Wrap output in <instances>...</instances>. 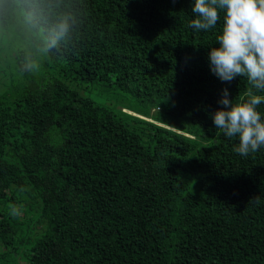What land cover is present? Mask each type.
<instances>
[{
    "label": "trees",
    "instance_id": "16d2710c",
    "mask_svg": "<svg viewBox=\"0 0 264 264\" xmlns=\"http://www.w3.org/2000/svg\"><path fill=\"white\" fill-rule=\"evenodd\" d=\"M59 2L76 27L30 71L0 24V264H264V146L212 119L256 92L210 70L225 12L197 31L194 0Z\"/></svg>",
    "mask_w": 264,
    "mask_h": 264
},
{
    "label": "clouds",
    "instance_id": "9594fccd",
    "mask_svg": "<svg viewBox=\"0 0 264 264\" xmlns=\"http://www.w3.org/2000/svg\"><path fill=\"white\" fill-rule=\"evenodd\" d=\"M191 11L196 18L190 27L197 31L215 28L219 12H225L218 47L208 54L212 73L223 82L244 77L251 89L264 92V0H194ZM76 23L77 17L61 8L59 0H0V24L23 36L25 70L35 67L34 54H48L65 43ZM256 92L249 90L246 99L236 102L224 89L218 101L223 107L212 116L224 135L238 137L233 151L241 156L264 146V118L257 110L264 95ZM9 208L18 215L16 205Z\"/></svg>",
    "mask_w": 264,
    "mask_h": 264
},
{
    "label": "bare ground",
    "instance_id": "6f19581e",
    "mask_svg": "<svg viewBox=\"0 0 264 264\" xmlns=\"http://www.w3.org/2000/svg\"><path fill=\"white\" fill-rule=\"evenodd\" d=\"M188 137V136H187Z\"/></svg>",
    "mask_w": 264,
    "mask_h": 264
}]
</instances>
